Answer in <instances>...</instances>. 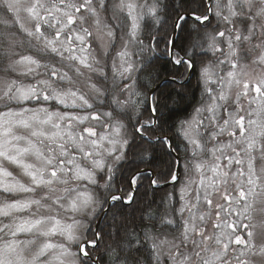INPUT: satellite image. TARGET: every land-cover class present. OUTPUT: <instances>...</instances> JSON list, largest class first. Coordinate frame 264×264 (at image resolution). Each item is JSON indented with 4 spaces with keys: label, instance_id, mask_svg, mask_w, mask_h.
I'll list each match as a JSON object with an SVG mask.
<instances>
[{
    "label": "snow or ice",
    "instance_id": "1",
    "mask_svg": "<svg viewBox=\"0 0 264 264\" xmlns=\"http://www.w3.org/2000/svg\"><path fill=\"white\" fill-rule=\"evenodd\" d=\"M0 3L35 52L9 65L13 71L23 66L21 74L33 75L34 83L0 78V103L9 109L0 111V191L26 194L0 202V217L11 218L0 223V264H264V73L253 75L244 63L256 53L253 63L264 65V0H179L147 37L140 21L147 16L161 24L169 6L160 0ZM118 41L120 63L113 59L108 71L104 58ZM130 46L168 57L174 81L190 70L200 73L208 100L172 136L161 123L158 98L140 79L151 65L131 59ZM209 54L215 59L203 63ZM173 137L191 153L183 163L173 155ZM157 149L166 171L142 167L157 160ZM177 168L180 176L198 178L180 187L175 215L150 218L159 220L158 229L127 232L128 239L118 233L105 244L112 233L89 226L88 218L102 224L112 209L133 205L141 189L175 184ZM81 181L98 185L101 196L79 191L74 182ZM25 212L35 218L17 215ZM61 212L72 213V222ZM20 233L44 239L20 240ZM57 235L61 240L52 242Z\"/></svg>",
    "mask_w": 264,
    "mask_h": 264
},
{
    "label": "trees",
    "instance_id": "2",
    "mask_svg": "<svg viewBox=\"0 0 264 264\" xmlns=\"http://www.w3.org/2000/svg\"><path fill=\"white\" fill-rule=\"evenodd\" d=\"M152 0H147L146 3H151ZM179 0H160L161 7L168 5L167 11L161 14V24H155L149 17L144 16L140 22L142 37H147L150 32H158L163 24V21L171 15V5L178 4ZM5 7L0 3V71H5L7 64V57L4 54V50L13 38L18 34L16 25L9 21L8 13H5ZM2 20L9 22L8 24H2ZM171 31L170 25L167 29ZM21 35V34H19ZM11 38V39H10ZM144 43L148 44V39H144ZM163 48V45H161ZM134 60L142 61L144 64L151 65L149 71L144 77H140L143 83L147 86V93L160 83L165 78H172V74L176 71V66L169 62L168 57L160 56L157 59L156 55H152L145 51L143 54L138 53V49L135 47L133 52ZM210 54L205 57L203 63H208L214 60ZM183 71V69H181ZM189 73V72H188ZM181 80L177 77L178 81H183L186 76ZM139 76V74H137ZM143 91V89H141ZM158 98L161 108V123L170 136L176 131L181 121L189 118L196 108L202 103L208 100L207 94L204 92V85L200 77L198 70H193L191 79L187 83L180 82H166L155 93ZM6 108V107H5ZM177 145V153L179 155L184 154L185 143L179 137H173ZM162 154V150L157 149V160L148 164L142 165L151 169V171H166L167 164L163 163L159 156ZM174 155V154H173ZM172 157H165L164 159L170 161ZM139 163V161H136ZM103 174L99 175L102 176ZM121 174L117 175V179ZM101 180V179H100ZM103 182V180H101ZM163 184V183H162ZM178 183L164 188H148L141 189L137 195L136 201L133 205L124 206L112 209L111 214L103 221L100 227L104 229L105 233L111 232V237H105L104 243H112L117 239L119 233L120 239H128L127 232H135L139 235H143L144 229L155 230L160 227L159 220H152L151 217H158L165 211H169L175 215L173 209L179 204ZM94 191L101 196L103 189L94 187ZM171 194L173 197L172 202L168 200V196ZM1 195V192H0ZM2 196V195H1ZM107 206L105 205V208ZM96 221L91 222L90 227H95ZM103 251V249H102Z\"/></svg>",
    "mask_w": 264,
    "mask_h": 264
},
{
    "label": "rangeland",
    "instance_id": "3",
    "mask_svg": "<svg viewBox=\"0 0 264 264\" xmlns=\"http://www.w3.org/2000/svg\"><path fill=\"white\" fill-rule=\"evenodd\" d=\"M146 1L147 0H136V2L138 4H140V5L146 4ZM4 7H5V11H6L5 13H8V15H9V21L10 22L12 21V23L16 25V28L18 29L19 32H17L18 34L14 35L12 39L10 38L11 40L9 41V43L7 44V46H6L5 50H4V54H6V57L8 59V61H7L8 65H6V68L8 67V69L5 70V71H3V70L0 71V78L16 80L18 83H24V84L34 83L35 79H34L33 75H22L21 74V72L23 71V66H18V70L17 71H13L9 67V65L12 62L21 59L25 55H33V56H35V52L32 49V47L29 45L28 38L26 37V34L20 29L19 24L16 22L14 15L7 10L6 6H4ZM26 15L27 14L25 12H23V11L20 12L21 18L26 17ZM104 15H105L106 18L110 17L111 12L110 11L106 12ZM4 21L5 20H2V24L3 25L9 23V22L5 23ZM19 34H21V35H19ZM94 47H97V54L99 55L100 50H99L98 46L94 44ZM121 48H122V42H120V41H118L115 45L112 46V49L109 51L108 57L104 58V59H106L107 64L109 66L108 69H106V70L110 71V65H111V62H112L113 59H115L116 63L119 65L120 60H119V57L116 55V53L118 51H120ZM134 48H135L134 46H130V48H129L130 52L133 53L134 52ZM255 55H256V53L249 54L246 57V59L244 60V63L247 65V69L246 70L248 72L252 73L253 75H260V74L264 73V65H259V64L253 63V59H254ZM131 59L134 60L133 55L131 56ZM38 78L39 77H36V79H38ZM29 106H33V105H29ZM11 107L13 109H16L17 105L12 104ZM245 107H247V103L246 102H245ZM253 107H254V105H253ZM7 110H9V109L7 107L5 108L4 104L0 103V111H7ZM194 114H195V111L187 119H191V117ZM253 118H255V117H253ZM15 131L18 134H21L23 132V130L19 129V128L15 129ZM20 143H21V146H23L24 142L22 141ZM255 155L257 156L256 166H257V168H259L260 163H261L260 160H259V153L257 152V153H255ZM190 156H191V153L188 152V157L187 158L190 159L191 158ZM205 158H207V157H205ZM27 162H31V161H27ZM183 162H185V159L183 160ZM5 167L9 171H11L13 173V176H15L17 179L21 180V182L27 183V177L23 176L21 170L18 167L14 166V165H11V164H8L7 162H5ZM101 174H103V173H99V172L97 173L98 184H102L103 183L99 179V175H101ZM209 175H211V174L209 173ZM189 178H198V177H196V174L194 172H189L185 176H180V178H179L180 181L178 182L179 184H178V187H177L178 194H179L180 187L183 184H186ZM8 179L11 180V178H8ZM74 185L78 186V190L79 191L91 192L93 195L99 197V195L94 191V187H98V185H91L87 181L74 182ZM195 187L196 186L193 185V191L191 192V195H195V192H194ZM0 192H1V195H2V196L0 195V202H2V201L14 202L16 199L24 198V196L26 195V194H23V193L12 194V193H5L3 191H0ZM180 203L181 202L179 201V204L177 205V207H175V209L180 206ZM260 207L261 206L259 204V198H258L257 209H256V212H255L256 221H259L261 219ZM170 210H171V207L169 208V211ZM33 211H35V206L33 207ZM42 213L45 214V215L47 214L45 210H42ZM17 215L21 219H23L25 217L35 218V217H31L30 214L27 213V212L19 213ZM72 215H73L72 213L61 212V217L60 218L66 223H71L72 222L71 221ZM78 218L79 219H84L83 217H78ZM88 221H89V226H91L92 219L88 218ZM10 222H11V218L10 217H0V223H10ZM0 235H2V234H0ZM11 238L12 237H10L9 235H3V239L5 241H7V240H9ZM17 239H20V240L37 239L39 241V240H43L44 238L43 237H38V235L29 234V233H20V234H18ZM60 240H61V237H59L58 235L51 238L52 242H58ZM257 242L259 243V238H258ZM253 259L259 261V257H254Z\"/></svg>",
    "mask_w": 264,
    "mask_h": 264
},
{
    "label": "water",
    "instance_id": "4",
    "mask_svg": "<svg viewBox=\"0 0 264 264\" xmlns=\"http://www.w3.org/2000/svg\"><path fill=\"white\" fill-rule=\"evenodd\" d=\"M192 74H193V70H190L189 71V74H188V76L183 80V81H178V80H176V81H174L173 80V78H165V79H163L160 83H158L151 91H150V94H153V93H155L156 92V90L157 89H159L162 85H164L166 82H180V83H187L188 82V80L192 77ZM174 155H176V156H178L176 153H174ZM149 170V169H148ZM177 175H178V179H179V177H180V169L179 168H177ZM173 183L171 182V181H169V182H167V183H165V184H162L159 188H164V187H167V186H169V185H172ZM107 208V207H106ZM97 226H101V223H99L98 221H96V225H95V227H97ZM94 227V228H95Z\"/></svg>",
    "mask_w": 264,
    "mask_h": 264
},
{
    "label": "flooded vegetation",
    "instance_id": "5",
    "mask_svg": "<svg viewBox=\"0 0 264 264\" xmlns=\"http://www.w3.org/2000/svg\"><path fill=\"white\" fill-rule=\"evenodd\" d=\"M184 143H186V142H184ZM184 148H185V145H184ZM177 153V152H176ZM177 155H178V157L180 158V160H181V162H183V160L184 159H186V156L188 157V153L186 154L185 152H184V154H182V155H179L178 153H177ZM191 157V156H190ZM150 171H151V169H149ZM180 178V177H179ZM180 180L178 179V181H177V183L179 182ZM179 184V183H178Z\"/></svg>",
    "mask_w": 264,
    "mask_h": 264
}]
</instances>
